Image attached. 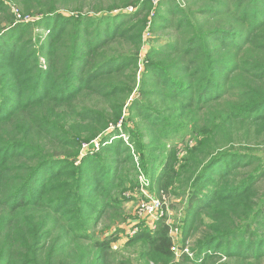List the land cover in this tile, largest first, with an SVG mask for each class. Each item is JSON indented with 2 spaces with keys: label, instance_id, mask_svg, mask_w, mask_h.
Returning a JSON list of instances; mask_svg holds the SVG:
<instances>
[{
  "label": "trees",
  "instance_id": "trees-1",
  "mask_svg": "<svg viewBox=\"0 0 264 264\" xmlns=\"http://www.w3.org/2000/svg\"><path fill=\"white\" fill-rule=\"evenodd\" d=\"M9 1L0 0V264H127L112 252L119 237L93 226L131 200L125 182L139 168L158 194L187 195L182 235L204 227L183 264H264V0H13L49 30L35 43ZM148 24L173 39L141 56ZM126 110L151 139L139 167L121 135L110 142ZM138 226L125 247L140 243L155 264L172 259V223Z\"/></svg>",
  "mask_w": 264,
  "mask_h": 264
},
{
  "label": "rangeland",
  "instance_id": "rangeland-1",
  "mask_svg": "<svg viewBox=\"0 0 264 264\" xmlns=\"http://www.w3.org/2000/svg\"><path fill=\"white\" fill-rule=\"evenodd\" d=\"M154 2H155L153 3L154 6H157L160 3V0H154ZM14 5H15V2H13V0H10L8 2L7 10L9 13L13 12V14H15L16 23L18 22L21 24L24 23L23 25H25V23H28L30 26V29L22 30L24 36L26 37L25 39L32 38V42L35 43V42H40L43 37H47L50 34L47 27H43L42 25L37 23L39 20V17H32L30 15H26L28 17H25L23 16L25 13L20 12L17 6H14ZM94 8L95 6L93 5H86V8L84 9L85 11L84 13H92V11H94ZM134 10L135 9H131V7H129V9L127 10L125 9L121 11L115 10L113 13H118V12L133 13ZM150 15H151L150 17H152L153 12ZM7 22H8L7 15L5 14L3 10H0V25L5 26L7 25ZM171 35H172L171 29H166L165 31H163L162 29V30H157L156 32H153L151 31V27L148 24L146 31L144 33L145 44H144L143 49L145 50L142 51L141 56L145 54L147 49H150L151 47L159 48L162 46L163 42H166L167 39L168 40L173 39L171 38ZM39 36L42 38H40ZM155 38H158L159 41H156ZM112 49L114 51H120L117 45H113ZM112 49H110L111 54L113 52ZM144 68L145 66L142 65V62H140L141 71H139V74L144 71ZM134 96L135 97L133 98V100H131L130 103H132L134 99H136V96H139V92H136ZM116 127L120 128V132H117ZM116 127L114 126V128H112V132L110 130L108 131V132H111L109 134L111 138L110 142L117 144L118 141L120 140L119 136L121 135L122 141H124L123 144H125L127 147L130 148L131 152L133 153L134 160L138 164V167H139L138 161H140L141 156L145 157L146 159L153 157L152 153L148 152L146 148L150 145L151 139L148 133L146 132L147 126L145 125V122L142 116L138 114L135 116V114L133 115L130 111L126 110L125 114L123 115V119L118 123ZM133 133L135 136H131L133 135ZM131 137H134L133 141L131 140ZM99 139L100 138L96 139L95 142L92 144V146H95V145L99 146V143H100ZM127 141L129 142L127 143ZM138 142H139V147L137 148L136 145ZM143 147L144 149H142ZM260 148L264 149V146ZM86 149H87V152H89V149L87 147ZM88 154H90V152ZM100 155H101L100 161L104 165L106 161L109 160L110 156H108L107 151H103ZM124 167L130 168V165L127 164V166H124ZM138 170L144 171L141 168H139ZM138 170L132 171L133 175L130 177L128 176L130 180L127 181V184L125 182V186L126 185L130 186L129 187L130 191L127 190V192L124 193V196H127L131 200L123 201L122 208L112 209L109 212H107L106 215H104L98 221V223L93 226V231L100 238L106 237L107 235H117L119 239L118 241L114 242L112 252H114L113 254L115 256H118L119 258H122L124 261H126L127 264H155L153 261L139 256V254L143 251L142 245L140 243L134 247L124 246L125 243L128 241L126 239L127 234L131 231V229L134 226V225L133 226L131 225L134 224V222L139 223L141 219L137 211L140 207L138 205L141 204L140 202L143 200L144 196L140 192V190H137V188L139 187V181H140L139 180L140 172ZM126 175H128V173L122 175V177H126ZM134 181H137V183L133 184ZM178 191L183 193L186 190L183 187H180L178 188ZM150 192L152 193L153 196L160 198L166 204V206L164 204V206H162L160 209H163L165 219L169 223H172V228H176V227L179 228V235L177 238H176L177 234L175 232H172L171 234L173 236L172 242L174 241L173 244L175 245V248L172 250L174 252L172 259H169L168 261H160V264H183V260H182L183 255L181 253L182 251H184L185 246L189 247L190 251L193 252L194 255L191 256V255H188L186 252L184 253L187 254L186 256H188L191 260H194L196 257V253L194 249L196 245V241L198 239V236L200 235L199 233L203 232L204 227H201L197 232L198 234L196 233L194 236L186 238L184 235H182L181 224L183 222L182 219L185 214V205L187 202V195L181 198L175 197L174 195L162 194L164 195L162 196L161 194H158L156 185L153 187V189L150 188ZM157 212H158L157 209H155L153 211V214ZM150 214H152V212L149 213V215ZM149 218L150 219L148 222L156 228L158 221L160 220L154 221L153 219H151L152 217H149ZM153 221H154V224H153ZM231 246H234L233 241H231ZM221 262H228V259H223L221 260ZM238 263L243 264L241 261H238Z\"/></svg>",
  "mask_w": 264,
  "mask_h": 264
},
{
  "label": "built area",
  "instance_id": "built-area-1",
  "mask_svg": "<svg viewBox=\"0 0 264 264\" xmlns=\"http://www.w3.org/2000/svg\"><path fill=\"white\" fill-rule=\"evenodd\" d=\"M154 2V0H153ZM155 3V2H154ZM133 9V8H131ZM25 17H28V16H25ZM23 17V18H25ZM150 24V22H148ZM112 128L114 127H111L109 130L112 131ZM88 144H85V146H87ZM98 146V145H97ZM139 187L137 188V190H140V192L143 194L144 198L143 200L140 202L141 204L138 205L140 206L137 213L139 215V217H141L139 223L141 221H145L149 227L151 229H155L154 226H152L148 221H149V217H152L151 219H153L154 221H158L160 220L161 218L164 217V211L163 209H160L162 206H164V201H162L160 198L156 197V196H153L152 193L150 192V183H149V180L145 177V175L143 174H139ZM158 198V199H157ZM157 209V213H154L153 214V211ZM160 209V210H159ZM149 215V213H151ZM154 221H153V224H154ZM138 222H134V224H132L131 226H133V228L131 229V231L127 234V237L126 239L128 238H132L134 235H136L139 231V224ZM172 232H175L177 234L176 238L178 237L179 235V228L176 227V228H172L171 231H170V235L172 234ZM172 237V240H173V236L171 235ZM174 243V241H173ZM175 248V245H173V248L172 250ZM184 252H186L188 255H191L193 256V252L190 251L189 247L185 246L184 248V251H182L181 254H185ZM185 254V255H187Z\"/></svg>",
  "mask_w": 264,
  "mask_h": 264
}]
</instances>
